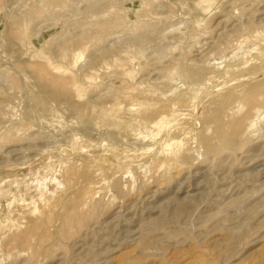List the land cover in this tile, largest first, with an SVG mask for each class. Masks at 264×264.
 Masks as SVG:
<instances>
[{"label": "rangeland", "instance_id": "rangeland-1", "mask_svg": "<svg viewBox=\"0 0 264 264\" xmlns=\"http://www.w3.org/2000/svg\"><path fill=\"white\" fill-rule=\"evenodd\" d=\"M261 80L264 0H0V264H264Z\"/></svg>", "mask_w": 264, "mask_h": 264}, {"label": "bare ground", "instance_id": "bare-ground-1", "mask_svg": "<svg viewBox=\"0 0 264 264\" xmlns=\"http://www.w3.org/2000/svg\"><path fill=\"white\" fill-rule=\"evenodd\" d=\"M257 52V51H256ZM255 52V53H256ZM40 56L42 55V52L40 51ZM32 55V54H31ZM39 55V54H38ZM37 55V56H38ZM34 56H36V55H34ZM39 56V57H40ZM42 57V56H41ZM30 63V62H29ZM46 63H47V65L48 66H50L51 67V69H50V71L52 70V71H54V70H58V64H53L54 62L53 61H51V59H49L48 57L46 58ZM26 65V64H25ZM244 65V64H243ZM28 66V65H27ZM26 66V67H27ZM34 66V65H33ZM32 66V67H33ZM32 67H30L31 69H33ZM37 67V66H36ZM120 67V66H119ZM121 67H122V65H121ZM243 67V66H242ZM241 67V68H242ZM230 67H227V68H225V69H227V71H229L228 69H229ZM54 69V70H53ZM248 69H251L250 67L248 68ZM33 71V70H32ZM49 71V72H50ZM226 71V70H225ZM49 72H48V74H49ZM125 72V71H124ZM47 73L45 74V76H47L48 75ZM51 74V73H50ZM49 74V75H50ZM193 77V76H192ZM72 78V77H71ZM56 81V79H53V81H52V83H53V85L54 86H58V85H64L63 83H62V81H60V80H58L57 79V81ZM262 81V80H261ZM194 88V87H193ZM245 90H244V96L242 97V98H244L245 97V99H246V101L248 102V103H257V102H259V103H262L263 104V102H264V81H262V82H259L258 81V83H255V84H251V85H249V86H246V88H244ZM192 90V89H191ZM238 90V89H237ZM241 90V89H240ZM79 91V90H78ZM184 93V92H183ZM182 93V94H183ZM231 93V92H230ZM240 93V92H239ZM182 94H180V96L179 97H181V95ZM226 94V93H225ZM242 94V93H241ZM183 96V95H182ZM178 98V97H177ZM239 100V99H238ZM241 100V99H240ZM157 103H158V101H157ZM183 102L182 101H179V100H174V101H171V102H166L165 104L163 103V106L162 107H160L159 106V108H165V109H172V110H174V112H176L175 111V109H178L179 108V106H180V104H182ZM241 103V102H240ZM247 103V104H248ZM160 105H161V103H160ZM131 106V105H130ZM129 106V107H130ZM155 106H158L157 104H156V102H155ZM240 106V105H239ZM238 106V107H239ZM128 107V109L130 110V108ZM237 107V108H238ZM242 107V106H241ZM150 108V107H149ZM163 108V109H164ZM127 109V110H128ZM158 109V108H157ZM126 110V109H125ZM131 110H132V108H131ZM236 110V109H235ZM261 107H259V106H254V114L246 121L247 123V126L246 127H251V126H253L254 124H256V126H257V122H258V117H260V113H261ZM147 111V110H146ZM264 112V111H263ZM262 112V113H263ZM176 114H177V112H176ZM259 115V116H258ZM203 116V115H202ZM256 118H255V117ZM258 116V117H257ZM162 117V116H161ZM261 117H263L262 115H261ZM201 119V118H200ZM256 119H258L257 120V122H256ZM162 119H160L159 118V120H155V122H153V121H150L153 125L152 126H156V125H158V123H160V121H161ZM260 120H261V118H260ZM148 120H145L144 121V124H145V122H147ZM130 123V122H129ZM148 123V122H147ZM147 123H146V125H147ZM145 125V126H146ZM149 126V125H148ZM254 128H255V125L253 126ZM247 128V130H249ZM147 129H149V128H147ZM251 130H252V128H250ZM149 131V130H148ZM105 133V132H104ZM147 150V149H146ZM144 154V153H143ZM140 155V154H139ZM147 158V157H146ZM163 161V160H162ZM161 161V162H162Z\"/></svg>", "mask_w": 264, "mask_h": 264}]
</instances>
